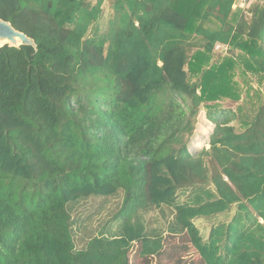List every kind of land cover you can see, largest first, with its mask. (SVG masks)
Here are the masks:
<instances>
[{"label":"trees","instance_id":"1","mask_svg":"<svg viewBox=\"0 0 264 264\" xmlns=\"http://www.w3.org/2000/svg\"><path fill=\"white\" fill-rule=\"evenodd\" d=\"M237 1L0 0L36 44L0 48V264H218L195 219L246 201L264 219V0ZM224 100L245 129L207 114L194 157L201 107ZM210 183L215 197L177 203ZM120 193L114 232L76 249L71 206ZM157 212L166 230L146 223ZM258 228L228 264H264Z\"/></svg>","mask_w":264,"mask_h":264},{"label":"crops","instance_id":"2","mask_svg":"<svg viewBox=\"0 0 264 264\" xmlns=\"http://www.w3.org/2000/svg\"><path fill=\"white\" fill-rule=\"evenodd\" d=\"M238 103H233L229 100L210 103L208 105L211 107L207 112L205 105L201 107L196 118L195 129L187 143L189 152L194 157L198 156L201 151H207L210 148L209 137L214 131L215 123L207 119V114L211 115L215 122L226 123V126L233 128L236 133L243 132L248 121L244 116L238 115L236 111ZM242 121L245 122L243 123ZM216 195L215 187L210 183L203 187L179 192L177 203L195 206ZM245 203V211L240 208L239 203H234L226 212L200 217L193 221L200 233L203 244H208L210 241L217 244L218 252L216 251V256L212 257L218 264H228L234 260V245L242 241L243 235L241 233L243 232V227L250 230L256 229L259 233L258 226L264 224V219L256 214L249 202L246 201ZM170 221L171 218L164 222L160 213L157 212L158 229L166 230ZM230 228L235 229V232L229 234L228 230Z\"/></svg>","mask_w":264,"mask_h":264},{"label":"rangeland","instance_id":"3","mask_svg":"<svg viewBox=\"0 0 264 264\" xmlns=\"http://www.w3.org/2000/svg\"><path fill=\"white\" fill-rule=\"evenodd\" d=\"M237 5L246 6L247 4L244 0H238ZM107 6V2H104V15L98 23V29L101 34H104L107 28ZM220 49L225 50L226 48L220 47ZM217 58V56L214 57V59ZM237 78L240 77L237 76ZM168 89L170 88H164L163 92H167ZM162 94L161 96L155 95L152 98V102H161ZM122 197L123 195L120 193L116 197L109 199L91 198L71 206L72 235L76 249L84 248L92 238L107 236L108 232H114L117 226L114 216L121 207ZM146 223L156 228L158 226L157 214L152 213L150 217L146 216Z\"/></svg>","mask_w":264,"mask_h":264},{"label":"water","instance_id":"4","mask_svg":"<svg viewBox=\"0 0 264 264\" xmlns=\"http://www.w3.org/2000/svg\"><path fill=\"white\" fill-rule=\"evenodd\" d=\"M4 46L12 48L31 46L36 49V44L32 38L16 30L9 21L0 18V48Z\"/></svg>","mask_w":264,"mask_h":264},{"label":"built area","instance_id":"5","mask_svg":"<svg viewBox=\"0 0 264 264\" xmlns=\"http://www.w3.org/2000/svg\"><path fill=\"white\" fill-rule=\"evenodd\" d=\"M88 1H92V0H88Z\"/></svg>","mask_w":264,"mask_h":264},{"label":"clouds","instance_id":"6","mask_svg":"<svg viewBox=\"0 0 264 264\" xmlns=\"http://www.w3.org/2000/svg\"><path fill=\"white\" fill-rule=\"evenodd\" d=\"M93 1V0H92Z\"/></svg>","mask_w":264,"mask_h":264}]
</instances>
